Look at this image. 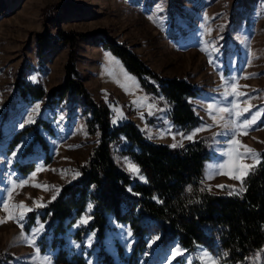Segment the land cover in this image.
Segmentation results:
<instances>
[{
  "label": "rangeland",
  "instance_id": "374dc122",
  "mask_svg": "<svg viewBox=\"0 0 264 264\" xmlns=\"http://www.w3.org/2000/svg\"><path fill=\"white\" fill-rule=\"evenodd\" d=\"M57 30L74 37L102 30L115 43L127 47L155 74L183 79L195 86L200 94L189 102L199 123L184 132L170 122L169 107L162 97L141 91L136 80L97 41L77 43L74 64L77 80L93 102L107 105L110 124L129 121L147 141L170 148L207 137L206 147L211 157L203 166L204 187L219 196L240 190L241 181L223 173L241 175L245 170L237 171V165L257 164L243 146L256 153L264 150V111H261L264 110V0H0V221H6L0 223V264H34L37 242L46 231V222L40 219L44 216L43 208L56 197V189L77 179L76 165L87 160L98 140L97 134L86 132L84 122L89 114L79 96L66 94L52 107L46 105L48 92L62 85L69 49L51 39L38 57L35 38L41 34L55 37ZM17 77L40 84L44 95L32 102L13 97ZM226 82L236 83L240 92L247 93L240 100L251 98L253 107L241 120L260 111L256 122L246 129L247 134L229 122L228 128L214 126L198 132L191 140L185 138L212 123L208 104L228 106L234 99L222 96ZM37 105L39 109L34 112ZM150 105L152 114H149ZM245 107L248 104L240 105ZM30 116L32 123H28ZM37 120L47 123L51 130L48 134L37 128V134L48 146L51 158L48 165L42 163L43 152L39 146L31 145L34 136L31 130L24 131L36 126ZM15 137L18 143L8 149ZM233 138L239 144L232 145L230 162L225 153ZM174 144L177 146L173 147ZM127 145L119 137L111 144V156L120 170L143 183V175L129 167L134 164L124 153ZM237 153L248 158L242 155L237 160ZM29 161L33 162V169L19 175L15 165ZM217 165H224L219 174ZM210 174L212 178H208ZM13 181L19 186L13 188ZM4 203L9 206L7 212ZM21 203L32 211L14 207ZM91 210L92 204L88 203L63 235L65 250L82 254L86 264H96L95 233L85 234L80 242L74 241L72 234L87 225ZM21 212L24 219L17 222ZM29 213L33 215V224L24 230ZM10 214L17 219L10 218ZM107 220L109 226L113 224L110 218ZM41 225L42 231L33 236ZM129 232L127 226L119 225L110 226L107 231L104 250L114 257L116 264L127 263L134 243ZM29 239H34L35 247L28 243ZM157 240L158 234L152 233L143 253L128 264H189V261L202 264L198 257L204 253L218 259L201 246L189 252L175 241L162 247L157 245ZM118 247L123 260L116 255ZM177 248L184 255L173 257ZM262 250L264 245L246 264H264ZM54 254L55 251L40 252L41 256L49 257L51 264Z\"/></svg>",
  "mask_w": 264,
  "mask_h": 264
},
{
  "label": "trees",
  "instance_id": "16d2710c",
  "mask_svg": "<svg viewBox=\"0 0 264 264\" xmlns=\"http://www.w3.org/2000/svg\"><path fill=\"white\" fill-rule=\"evenodd\" d=\"M51 39L67 46L69 56L62 85L48 92L46 105L52 107L66 94L79 96L89 114L84 122L86 132L97 134L98 140L87 160L76 165L77 179L61 186L55 199L43 208L44 216L40 219L46 222V231L37 242L40 252L55 251L51 258L53 264H86L82 254L65 250L63 235L90 203V221L76 229L72 239L80 242L85 234L94 231L96 264H116L114 257L104 250L103 242L110 229L108 216L116 224L126 225L134 238L126 264L135 262L143 253L146 240L154 232L158 234V246L175 241L189 252L201 246L218 257L220 264H246L264 245V150L259 153L257 164L243 177L244 191L240 188L228 196L209 193L203 185V166L211 157L206 147L207 137L170 148L147 141L129 121L110 124L107 105L93 102L77 80L74 66L77 43L97 41L136 80L141 91L162 97L169 107L170 122L184 132L199 123L189 102L200 94L195 86L183 79L155 74L127 47L115 43L102 30L77 37L59 30L55 37L38 35L35 38L38 57ZM13 89V97L22 102H32L44 95L40 84L21 77L16 78ZM38 127L51 134L49 125L42 120L24 131L31 130L34 135L31 145L39 146L43 152L42 163L48 165L51 159L48 146L37 134ZM119 137L128 143L124 153L143 175V183L130 178L113 160L111 144ZM17 143V137L12 138L8 149ZM33 166L29 161L16 164L15 169L24 175ZM27 217L24 230L33 224V215L29 213ZM225 252L227 257L223 256ZM116 255L124 259L119 247Z\"/></svg>",
  "mask_w": 264,
  "mask_h": 264
},
{
  "label": "snow or ice",
  "instance_id": "6c2138e0",
  "mask_svg": "<svg viewBox=\"0 0 264 264\" xmlns=\"http://www.w3.org/2000/svg\"><path fill=\"white\" fill-rule=\"evenodd\" d=\"M248 78V77H245ZM222 96L224 99H227L229 96L233 97L234 99L232 101L229 102L228 106H219L216 103H210L207 105V112L208 115L212 121L211 124L207 125V128L201 127L195 130V132H193L191 135L185 137L189 140H191L198 132L200 131H204L207 129H211L214 126H222L225 128L230 127V123L234 124L236 129H244V134L246 133V129L251 126L252 124H254L256 122L257 117L261 114L260 111H257L255 113H252L251 117L247 118V119H243L241 120V117L244 116L245 113L250 112L251 108L253 107L250 104V99L248 100H240L241 96H247V93H242L238 90V85L236 83H231V82H226L225 85V90L222 93ZM134 103H136V101H134ZM241 104H248V107L245 108H240ZM151 105L149 106V114L151 113ZM39 109V105L36 106V109H34L33 111H38ZM264 111V110H261ZM234 117V119H233ZM222 121H226L225 123L221 124ZM33 118L30 116L28 119V123H32ZM115 122V121H114ZM230 122V123H229ZM21 127H23V125H21ZM223 135H227L228 133H222ZM175 138V137H173ZM239 144V141L236 140L235 138L231 139L229 141V151L225 154L229 155V161L231 162V148L232 145H236ZM173 147H176L177 145H172ZM246 150V154H250L251 158L255 161L258 162V157H259V153H256L253 149L247 148V146H243ZM17 151H19V149H17ZM16 152H13L12 156L15 157ZM243 155V158H248L247 155L241 154V153H237L236 154V159L239 160L241 159ZM8 163H11V161H8ZM129 167L133 170L138 172V168H136L134 165H129ZM217 173L219 174V169L224 167V165H217L215 166ZM254 167V165H237V171H240L241 169H244L245 171H243L241 173V175H231L230 173H223L226 175H230V178L233 179H237L241 181V184H243V179L242 176L247 175V170ZM39 171V169L37 170ZM35 175V173H33V176ZM75 175H79V173H75ZM208 178H212L211 174L209 175ZM19 185L16 184L15 181L12 182V187L15 188ZM36 186H40V187H45V186H41V185H36ZM219 187H225L223 185H220ZM45 190H47V188L45 187ZM189 191H191V188L189 187L188 189ZM241 191H244L243 187H241ZM56 192H59V189H56ZM8 196L11 197V191L8 192ZM53 199H55V196H53ZM35 203V202H34ZM37 206H43L42 204L37 203ZM4 210L7 212L8 211V204L4 203L3 204ZM14 207L16 208H20V209H24L25 211H32L31 208H28L27 205H24L23 203L19 204V205H15ZM91 209V205H89V210ZM10 218L16 220L17 217H15L14 215L10 214ZM24 219V212H21L19 219L17 220V222H19V220H23ZM2 222H6V221H0V223ZM82 222H85L82 220ZM21 227H23V225H21ZM43 226L41 225V227L37 228L34 230L33 232V236H35L36 234H38L40 231H42ZM130 234V233H129ZM28 243L35 247L34 244V239H29ZM89 243H91V241H89ZM77 247H79V245H77ZM264 251V250H262ZM177 255H184L183 250L177 248L176 251L173 253V257L177 256ZM260 254L257 253V256H259ZM224 257L228 256V253L225 252L223 254ZM198 259H201L202 264H220V260L212 257L210 255H208L207 253H204L202 257H198ZM34 264H51L50 259L47 255H40V250L39 248H36V252L34 255ZM189 264H191V261H189Z\"/></svg>",
  "mask_w": 264,
  "mask_h": 264
},
{
  "label": "crops",
  "instance_id": "0c3cea01",
  "mask_svg": "<svg viewBox=\"0 0 264 264\" xmlns=\"http://www.w3.org/2000/svg\"><path fill=\"white\" fill-rule=\"evenodd\" d=\"M71 183V182H70ZM70 183H68V184H70ZM64 185H67V184H64ZM63 186V185H62ZM58 194V193H57ZM56 194V195H57ZM108 218H110L111 220H112V218L111 217H108ZM113 221V224H110V226H115V225H119V226H126V225H120V224H116L115 222H114V220H112ZM130 233V232H129Z\"/></svg>",
  "mask_w": 264,
  "mask_h": 264
}]
</instances>
